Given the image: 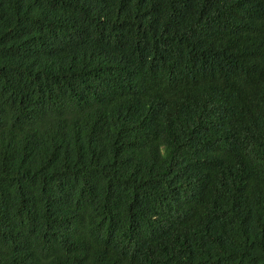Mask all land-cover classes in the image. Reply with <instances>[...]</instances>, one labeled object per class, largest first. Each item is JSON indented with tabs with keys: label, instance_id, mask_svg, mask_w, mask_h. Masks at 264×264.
Returning <instances> with one entry per match:
<instances>
[{
	"label": "trees",
	"instance_id": "16d2710c",
	"mask_svg": "<svg viewBox=\"0 0 264 264\" xmlns=\"http://www.w3.org/2000/svg\"><path fill=\"white\" fill-rule=\"evenodd\" d=\"M0 264H264V0H0Z\"/></svg>",
	"mask_w": 264,
	"mask_h": 264
}]
</instances>
